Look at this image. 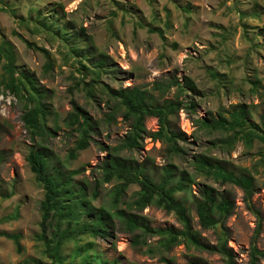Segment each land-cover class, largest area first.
<instances>
[{
	"label": "rangeland",
	"instance_id": "rangeland-1",
	"mask_svg": "<svg viewBox=\"0 0 264 264\" xmlns=\"http://www.w3.org/2000/svg\"><path fill=\"white\" fill-rule=\"evenodd\" d=\"M1 7L0 45L7 42L12 46L16 82L24 97H16L6 87L1 60L0 234H18L21 252L0 235V264L50 263L38 238L43 190L25 160L28 150L46 148L49 172L68 175L84 188L94 211L100 207L112 210L111 191L117 182L102 181L101 165L112 148L118 149L129 125L120 112L113 120L107 119L113 104L108 101L107 86L115 90L151 89L154 82L161 81L183 85L187 80L193 87L182 91L172 87L163 97L154 92L160 102L177 99L195 103L192 112L181 108L170 117L172 128L185 134L179 143L184 152L169 155L165 142L147 135L139 148L120 150L117 157L145 167L155 178L168 163L188 171L194 179L190 194L177 193L175 198L186 207L201 240L210 245L216 242L214 232L200 227L191 195L198 196L203 185L227 192L234 202L225 223L234 264H248L257 218L247 209L240 188L196 174L190 162L195 155H204L236 176L251 177L255 184L251 202L261 223L255 245L264 251L262 145L254 141L246 147L240 141L223 149L221 136L199 124L218 116L228 118L229 112L244 106L248 122L264 129V0H0ZM98 60L104 61L100 69L93 67ZM47 63L51 65L48 70ZM35 99L46 109L43 136H32L22 121ZM71 99L93 123L89 146L75 159L68 157L78 138L66 124ZM144 124L148 134L158 129L155 118H146ZM96 184L98 197L92 199ZM137 191L136 185H130L117 208L126 210ZM85 210L88 214L83 218L93 217L88 208ZM132 212L154 228L182 227L172 213L154 206ZM118 225L114 220L109 239L85 235L76 242L63 241V264H68L77 245L88 246V254L98 264H163L161 255L172 264H188L193 259L225 264L218 254L187 249L184 244L149 255L146 247H132L130 235L119 231ZM53 227L47 231L48 238ZM65 228L67 223L62 222L60 231ZM156 241L149 239V246L154 247ZM257 264H264V258Z\"/></svg>",
	"mask_w": 264,
	"mask_h": 264
},
{
	"label": "trees",
	"instance_id": "trees-1",
	"mask_svg": "<svg viewBox=\"0 0 264 264\" xmlns=\"http://www.w3.org/2000/svg\"><path fill=\"white\" fill-rule=\"evenodd\" d=\"M0 10H3V7ZM1 60L4 61L2 69L7 75L6 87L10 88L16 97H24L20 84L16 82L17 68L14 65L13 49L7 42L0 45ZM102 63L104 61L98 60V64H94L93 67L100 69L103 67ZM49 68L51 65L47 63L45 69L48 70ZM28 81L31 79L28 78ZM172 87H176L179 91L184 90V88L189 90L193 88L187 80L183 85L178 82H154L151 89L136 87L115 90L107 86L108 101L113 102L107 119L113 120L115 114L120 112L122 119L129 125V130L121 140L118 149L112 148L110 157L101 165L102 181L117 182L111 191L112 210L100 207L94 211L84 188L74 183L68 175H55L49 172L50 156L46 148L39 146L28 150L25 160L36 183L43 190V199L39 207L41 221L38 238L46 248L50 258L49 264L64 263L60 254V247L65 240L72 239L76 242L78 237L85 235L104 240L111 238L114 220L119 221V231L130 235L131 246L138 250L146 247L145 251L149 255H153L157 250L166 253L174 246L184 244L187 249L218 254L224 259L225 264H234L232 250L227 245L229 233L225 225L227 218L234 209V202L227 192H218L212 186L203 185L199 187L198 196L191 195L200 227L214 232L216 242L210 245L201 240L199 232L193 228L186 207L175 198L177 193L190 194V186L194 184V179L188 171L173 163H168L160 169V173L155 178L145 167L135 164L131 160H121L117 157L120 150L139 148L144 136L147 135H151L155 140L165 142L169 155H181L184 152L179 143L183 141L185 134L172 128L170 117L181 108L192 112L195 103L190 100L186 104L177 99L160 102V97H163ZM154 92L160 93V97L156 98ZM34 102L32 108L24 113L22 121L25 129L32 136L36 134L43 136L46 109L40 99H35ZM70 106L71 111L66 116V124L70 128L73 127L78 138L73 149L69 151L68 157L75 159L78 152L89 146L93 123L73 99L70 100ZM246 116V108L239 106L229 112L228 118L218 116L212 121L201 120L199 124L206 130L221 136L219 143L223 149H231L234 144L240 141L246 147H250L254 141H257L262 145L261 160L264 161V129L258 124L248 122ZM148 117L155 118L158 125V129L152 134L147 133L144 124ZM1 162L2 157L0 155V164ZM190 165L198 175L221 184L234 185L243 191L247 209L257 218L256 228L248 250V264H257L261 258H264V251L259 250L255 245L261 223L259 211L251 202L255 193L253 179L245 175L236 176L233 172L220 166L218 162L208 160L204 155H195ZM130 185L138 187L135 199L126 210L118 209L117 204L122 200ZM97 188L98 184L94 185L91 193L92 199L98 197ZM149 206H154L166 213H172L181 224V229L151 227L142 216L132 212H141ZM85 208L90 210L89 214H92L93 217L83 218L84 213L88 214ZM62 222L67 223V228L60 231ZM50 226H54V229L48 238L47 231ZM0 235L12 241L17 253L21 252L18 234L3 233ZM151 238H157L154 247L148 244V240ZM69 259L68 264H98V260L88 254V246L86 245L75 246L69 255ZM74 260L78 261L74 262ZM160 261L163 264H172L171 260L163 255L160 256ZM188 264L204 263L193 259Z\"/></svg>",
	"mask_w": 264,
	"mask_h": 264
}]
</instances>
